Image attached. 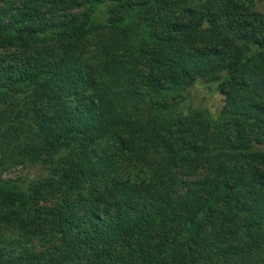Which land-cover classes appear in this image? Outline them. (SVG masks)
I'll use <instances>...</instances> for the list:
<instances>
[{
  "label": "trees",
  "instance_id": "obj_1",
  "mask_svg": "<svg viewBox=\"0 0 264 264\" xmlns=\"http://www.w3.org/2000/svg\"><path fill=\"white\" fill-rule=\"evenodd\" d=\"M261 146L251 0H0V264H264Z\"/></svg>",
  "mask_w": 264,
  "mask_h": 264
},
{
  "label": "rangeland",
  "instance_id": "obj_2",
  "mask_svg": "<svg viewBox=\"0 0 264 264\" xmlns=\"http://www.w3.org/2000/svg\"><path fill=\"white\" fill-rule=\"evenodd\" d=\"M258 9L264 12V0H251ZM189 102L196 106L208 108L213 113L220 111L225 104V95L216 89L214 83L199 81L187 90ZM187 102V103H189ZM264 149V146H261ZM37 168L15 167L4 174L5 178L19 179L21 176H34Z\"/></svg>",
  "mask_w": 264,
  "mask_h": 264
}]
</instances>
